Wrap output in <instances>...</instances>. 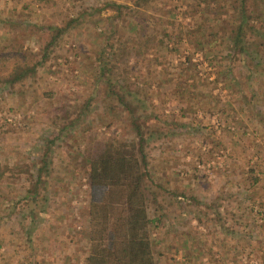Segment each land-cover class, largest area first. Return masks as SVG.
Instances as JSON below:
<instances>
[{
	"label": "rangeland",
	"instance_id": "obj_1",
	"mask_svg": "<svg viewBox=\"0 0 264 264\" xmlns=\"http://www.w3.org/2000/svg\"><path fill=\"white\" fill-rule=\"evenodd\" d=\"M242 15L243 51L238 52L231 42ZM98 56L107 64L116 62L136 89L149 123L172 130L149 148L161 208L149 203L148 215H162L152 235L160 260L236 264L235 256H227L230 240L225 257L207 256L200 239L195 242L199 254L189 257L193 242L185 240L187 228L195 227L191 220L202 222L204 204L210 202L218 212L220 187L255 186L247 200L264 197V189L257 191L264 187V0H244L243 6L237 0H0V73L16 61L39 63L21 85L0 88V164H28L35 173L45 141L56 140L51 174L35 202L24 173L0 180V264H85L89 189L88 166L81 162L84 143L88 136L97 141L133 138L127 111L106 98L95 65ZM89 99L84 116L59 135L53 117ZM249 204L237 212L228 204L225 212L234 224L228 225L236 234L232 240L255 249L264 241V211ZM19 205L38 222L29 241L18 229V223L30 221L21 218ZM243 222L244 239L239 233ZM195 228L194 233H202ZM210 233L216 237L214 230ZM251 259L264 261V255L244 260Z\"/></svg>",
	"mask_w": 264,
	"mask_h": 264
},
{
	"label": "trees",
	"instance_id": "obj_2",
	"mask_svg": "<svg viewBox=\"0 0 264 264\" xmlns=\"http://www.w3.org/2000/svg\"><path fill=\"white\" fill-rule=\"evenodd\" d=\"M237 1L244 5V0ZM244 20L245 16L242 15L237 30L232 33L231 44L234 50L239 47L238 52L243 51L241 34ZM143 47L144 40L138 44L136 53L139 54ZM107 63L100 56L96 58L98 78L107 89L109 105L124 109L129 114L133 138L128 141H97L93 136H88L84 143L81 162L88 166L86 180L89 189L88 249L84 261L85 264H164L155 249L156 238L152 236L161 223L162 215H148L149 203L156 209L161 208L156 198L159 193L153 188L155 182L150 175L149 148L155 141L173 135L172 130L164 125L149 123L150 115L145 114L139 106L141 100L137 98L136 89L124 79L115 61ZM37 65L39 63L22 66L16 61L8 72L0 73V88L13 89L16 84L21 85L35 73ZM107 74L112 77L109 79ZM91 101L89 99L53 117L51 123L57 125L59 135L75 126L88 111ZM55 141V138L45 141L40 165L35 173L30 172L28 164H22L19 168L0 164V180L5 174L15 177L18 173H24L26 191L33 201L36 200L39 186L45 183L52 171L51 151ZM258 180L254 178L253 182ZM24 211L23 205L20 207L21 218L30 221L28 224L18 223V229L20 235L29 241L32 229L38 222L33 220V212ZM215 215L220 216L217 212Z\"/></svg>",
	"mask_w": 264,
	"mask_h": 264
},
{
	"label": "crops",
	"instance_id": "obj_3",
	"mask_svg": "<svg viewBox=\"0 0 264 264\" xmlns=\"http://www.w3.org/2000/svg\"><path fill=\"white\" fill-rule=\"evenodd\" d=\"M241 177V176H239ZM255 187V186H254ZM252 187L251 189L243 185H238V186H234L233 188H229V187H220V191L219 193H223L222 196H220L218 198V201L216 202V207L218 212L216 210L212 211L211 208V204L206 203V205L204 204V209L206 211V214L204 212V218L202 219V222L199 223L195 218H193L191 220V225H195V227H197L198 229L202 228V233H194L196 231V228L194 226V228H190L188 230L187 228V239L185 241L191 243L193 242V247H192V252H190L189 257H192L193 255L196 257V255L199 254V251L196 250L195 246V242L199 241V239L204 243V247L206 253H208L207 256H211V257H219V256H223L225 257L226 255V247L228 246L227 241H231V246L229 244L230 252L229 254H227V256L229 257L230 255L235 256V258H237L235 260L236 264H241L242 260L246 259L247 257L251 258V257H260L261 255H264V241H262V245H256L255 249L251 248L252 245L248 246L249 242L244 241L245 245L242 244V242L238 241V240H232L234 236H236V234H234V236L232 235V230L228 229V225L233 224V223H228L227 222V218L228 213L225 212V209L228 208V204L233 207L236 212L238 208H242L245 207L244 205L250 203L249 205L251 206H255V208H259V211L261 209H263L262 211H264V197L261 199H254L251 201H248V196L249 193H253V191H255V188ZM260 189H264V187H260L258 188L257 191H259ZM232 193H234V197H232ZM250 197V196H249ZM231 198V200H229ZM206 202V201H205ZM251 206V207H252ZM219 213L220 216L216 217L215 213ZM264 214V213H263ZM214 223V224H212ZM254 225L258 223V221L255 219V221H253ZM246 225L245 222H243L242 224H240V226H242V230H236L239 231V233L242 235V239H244V235L242 234L243 231H246V229L244 228ZM234 226V224H233ZM258 226V225H257ZM234 229V228H233ZM214 230L216 237L211 238V235H207V234H211L210 231ZM191 231V232H190ZM247 232V231H246ZM236 233V232H235ZM238 233V234H239ZM196 235V238H194V236ZM252 236H254V233H252ZM256 236V234H255ZM255 236L253 237V240H255ZM178 237H180V234H178ZM206 239V240H205ZM260 239V238H259ZM259 239H256V241L258 242ZM261 239H264V237L261 236ZM216 240V245L214 244ZM252 240V241H253ZM183 243V242H181ZM203 253L204 249L202 250ZM223 252L225 253L223 255ZM188 257V258H189ZM241 258V259H240Z\"/></svg>",
	"mask_w": 264,
	"mask_h": 264
},
{
	"label": "built area",
	"instance_id": "obj_4",
	"mask_svg": "<svg viewBox=\"0 0 264 264\" xmlns=\"http://www.w3.org/2000/svg\"><path fill=\"white\" fill-rule=\"evenodd\" d=\"M243 264H264V261L261 260H255V259H251V260H242Z\"/></svg>",
	"mask_w": 264,
	"mask_h": 264
}]
</instances>
